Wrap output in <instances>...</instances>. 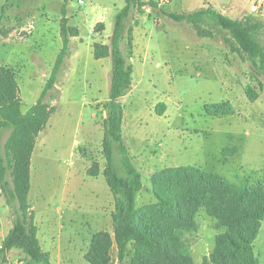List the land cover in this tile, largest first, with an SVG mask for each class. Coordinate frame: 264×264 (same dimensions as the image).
<instances>
[{
  "label": "rangeland",
  "instance_id": "374dc122",
  "mask_svg": "<svg viewBox=\"0 0 264 264\" xmlns=\"http://www.w3.org/2000/svg\"><path fill=\"white\" fill-rule=\"evenodd\" d=\"M155 1L157 7L148 4L144 12L134 8L127 20L133 40L128 52L133 84L121 101L124 140L144 182L138 206L156 201L152 177L169 166H198L236 184L264 187V77L261 89L251 75L250 61L227 32L208 22L203 27L211 34L202 36L193 24L177 23L160 11L161 7L182 12L211 6L232 18L253 15L264 20V8L252 11L257 0ZM125 3L67 0L69 24L78 28V34L71 37L72 53L45 99L57 111L36 143L29 194L45 250L52 242L50 236H55V247L49 250L53 264H88L84 255L94 232L113 233L112 191L103 174L88 173L94 162L101 169L106 165L104 104L112 77L111 58H95L94 47L111 42L115 15ZM63 5L64 0H0V71L6 65L14 69L24 112L38 100L61 49ZM103 7L111 10L103 13ZM249 83L260 93L256 101L245 93ZM227 100L234 114L205 113V104ZM0 130L5 143L12 129L3 126L1 116ZM231 147H237L236 153L224 155ZM197 221L198 230L181 236L196 264H202L225 229H216L205 208ZM12 226L0 184V247ZM253 244L259 264H264V219ZM132 254L130 245L120 262L114 247L111 264H131ZM4 264L31 262L14 248Z\"/></svg>",
  "mask_w": 264,
  "mask_h": 264
},
{
  "label": "trees",
  "instance_id": "16d2710c",
  "mask_svg": "<svg viewBox=\"0 0 264 264\" xmlns=\"http://www.w3.org/2000/svg\"><path fill=\"white\" fill-rule=\"evenodd\" d=\"M148 4L157 7L159 3L155 0H126L115 15L111 42L97 43L94 47L95 58H111L112 77L109 99L104 104L107 115L103 122L102 143L106 165L101 169L100 163L94 162L88 173L94 177L105 176L115 207L112 212L113 233L106 229L94 232L84 257L88 264H111L115 247L117 258L122 262L132 245L131 264H196L181 234L198 230L197 215L205 208L215 220L216 229L225 230L216 236L215 246L202 264H259L253 243L264 219L262 186L236 184L198 166H169L152 177L156 201L137 204L144 182L124 140L121 98L133 84L134 67L128 56L133 40L127 20L134 8L144 12ZM66 8L67 0H64L60 21L61 49L38 100L28 111L22 110L14 69L6 65L0 71V116L3 126L12 129L5 143L0 130V184L13 216V226L0 247V264L8 261V253L14 248L20 249L31 264H53L51 252L42 246L29 194L32 156L38 137L57 111L56 106H50L45 99L72 53L71 37L78 34V28L69 24ZM160 11L177 23L193 24L202 36L211 34L203 27L208 22L227 32L237 43L243 58L250 61L251 75L263 89V19L253 15L236 19L211 6L182 12L161 7ZM245 93L250 101H256L260 96L251 83L245 86ZM161 104L164 108V103ZM162 110L158 105V114H162ZM204 111L209 116H224L234 114L235 108L227 100L207 103ZM236 151L237 147H231L224 151V155L233 156Z\"/></svg>",
  "mask_w": 264,
  "mask_h": 264
},
{
  "label": "crops",
  "instance_id": "0c3cea01",
  "mask_svg": "<svg viewBox=\"0 0 264 264\" xmlns=\"http://www.w3.org/2000/svg\"><path fill=\"white\" fill-rule=\"evenodd\" d=\"M78 2H83V0H78ZM96 5H94V6H92L93 8L95 7ZM107 10H111L109 7H103L102 8V11H103V13H105V11H107ZM39 138H40V136L38 137V140H37V142L39 141ZM40 140H41V138H40ZM37 146V145H36ZM35 149H36V147H35ZM34 152H35V150H34ZM34 152H33V155H34ZM32 158H33V156H32ZM39 226V225H38ZM41 232V228L39 227V233ZM46 234H47V232H46ZM49 235V234H48ZM50 236V235H49ZM40 237V236H39ZM54 239H55V236H53V237H51L50 236V238H49V241H52V242H50V244H49V250L50 249H52V248H54L55 247V241H54ZM40 240H41V238H40ZM43 240H41V243H43L42 242ZM43 246V245H42ZM48 250V251H49Z\"/></svg>",
  "mask_w": 264,
  "mask_h": 264
},
{
  "label": "built area",
  "instance_id": "2783aa9c",
  "mask_svg": "<svg viewBox=\"0 0 264 264\" xmlns=\"http://www.w3.org/2000/svg\"><path fill=\"white\" fill-rule=\"evenodd\" d=\"M264 8V0H257L255 4L252 5L253 12H259Z\"/></svg>",
  "mask_w": 264,
  "mask_h": 264
}]
</instances>
